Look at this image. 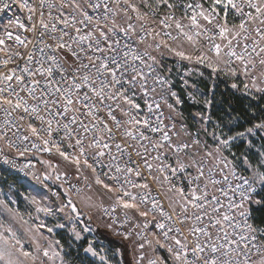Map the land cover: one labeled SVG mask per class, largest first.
<instances>
[{
  "label": "snow or ice",
  "instance_id": "obj_1",
  "mask_svg": "<svg viewBox=\"0 0 264 264\" xmlns=\"http://www.w3.org/2000/svg\"><path fill=\"white\" fill-rule=\"evenodd\" d=\"M9 11L0 16L5 164L15 166L12 150L51 154L69 166L57 179L74 169L83 180L70 186L81 202L102 188L111 211L122 209L123 220L104 209L106 227L130 242L132 264H264V219L252 209L264 207V196L253 199L264 190V143L253 152L264 118L232 133L231 121L228 132L219 123L209 131L200 114L190 131L171 78L186 64L185 87L203 68L232 89L264 94V0H0V12ZM237 143L245 144L239 156ZM0 206V264H65L44 223L25 227ZM66 207L81 215L72 199L59 211Z\"/></svg>",
  "mask_w": 264,
  "mask_h": 264
},
{
  "label": "rangeland",
  "instance_id": "obj_2",
  "mask_svg": "<svg viewBox=\"0 0 264 264\" xmlns=\"http://www.w3.org/2000/svg\"><path fill=\"white\" fill-rule=\"evenodd\" d=\"M168 63L170 65L175 64L172 60H169ZM182 67L186 68L187 65H182L179 68L173 66L171 78L174 90L183 101L179 111L183 113L184 122L191 131V129L196 130L199 124L202 123L200 121V114L209 117V104H206L205 101H210V95H212L215 89V84L222 83L224 86L232 89V81L226 79L223 75L211 76L208 70L200 68V71L204 73L203 76L194 73L190 77H187V87L182 85L180 87L177 85L176 75L178 74V69ZM232 90L251 98L257 96L255 92L252 95H248L236 89ZM190 92L195 97V100L189 98L188 93ZM185 95L188 96L190 101L185 98ZM188 103L194 104L190 112H186L187 107L185 106ZM217 123L219 122L210 119L207 124L209 131ZM224 126L223 130L228 132L229 125ZM235 131L232 129V133ZM262 142L264 141H261L258 136L254 138L255 147L253 148V152L259 148ZM32 157L35 160V169L41 175L40 180L18 178L0 165V200L6 202L9 208L28 221V225L25 227L44 223L45 228L42 231L47 239L49 241L58 240L60 242V246H62L61 255L65 264H132L133 253L129 247L130 242L125 241L123 238L115 235L113 231L107 229L106 225L111 222L101 214V206L111 202L104 194V190L99 187L95 188L89 193L92 196V200L84 202H81L80 197L77 195H70L69 193L64 195L65 188L60 179H57V175L69 166L58 156L51 154H37ZM253 157V163H255V156ZM46 159H51L54 164L59 162V169L49 168L47 165L42 164L41 161ZM47 173L51 174V178L45 181L43 178ZM68 176H76L75 170L71 169ZM54 189L56 193L61 194L59 198L53 195ZM33 197L39 201L40 207L50 208L52 210L51 214L37 212V205L32 203ZM68 199H72L76 203L81 213L79 217L67 207L64 211H59L60 203L64 201L66 204ZM20 223V221L14 222V227L19 228ZM58 225L63 226L59 227ZM47 228H52L53 231L48 233ZM76 232L80 233V239L76 238ZM20 235L22 239L27 241L28 237L24 234L23 229H20ZM90 245L98 255L93 256L92 253L85 251ZM100 256H105L107 258L106 261H101Z\"/></svg>",
  "mask_w": 264,
  "mask_h": 264
},
{
  "label": "trees",
  "instance_id": "obj_3",
  "mask_svg": "<svg viewBox=\"0 0 264 264\" xmlns=\"http://www.w3.org/2000/svg\"><path fill=\"white\" fill-rule=\"evenodd\" d=\"M215 85V89L210 95L208 109L210 119L218 121L221 125H229V121H231L233 130L242 131L251 123L264 118V94L257 93V96L254 95L255 97L251 98L224 86L222 83ZM185 107H187L186 112H190L194 104L188 103ZM233 150L237 155H240L245 151V144H235ZM252 159L254 161V157ZM258 192L259 195L254 196V200L264 196V190L258 189ZM252 209L257 222L264 219V207L253 204Z\"/></svg>",
  "mask_w": 264,
  "mask_h": 264
},
{
  "label": "built area",
  "instance_id": "obj_4",
  "mask_svg": "<svg viewBox=\"0 0 264 264\" xmlns=\"http://www.w3.org/2000/svg\"><path fill=\"white\" fill-rule=\"evenodd\" d=\"M11 14H12L11 11H9L7 13L0 12V16L11 15ZM184 71H185L184 67L178 69V74L176 75V82H177V85H179V86L180 85L184 86V84L180 78L181 75H183ZM185 98L190 101V99L188 98L187 95H185ZM179 109H180V105L178 106V110ZM191 131H195V130L191 129ZM5 151L7 152V150H5ZM33 155H37V154L26 153L24 156H19L15 152V150H12L11 152L8 153V158L10 160L14 161L15 166H13V164H5L3 155H0V165H2L5 168V170H7L9 173L13 174L14 176H17L18 178L36 180L33 178V175H31V174L34 173L36 175H39L40 177H41V175L35 169V160L32 157ZM43 155H50V154H43ZM25 165H28V167L24 168ZM21 168H23V171H21ZM60 181L63 184L65 190L69 189V191L67 193H69L70 195H76L75 190L71 189V187H70L72 184H76V187H78V188H83L82 180L77 182L76 176H73V177L67 176L66 178L63 177L60 179ZM53 192H56L55 189L53 190ZM61 203L65 204L64 201H62ZM111 203L112 202L104 204L101 206V214L111 222L110 216L106 215L104 212V209L108 208L109 211L111 212V216L117 217L118 220H123L124 217L122 214V209H116L114 212H112L111 211ZM136 222L137 221L134 220L131 223L124 225L122 228H120V231H127L129 228L132 227V224L136 223ZM118 237L123 238L122 236H118ZM133 239H135V233H133Z\"/></svg>",
  "mask_w": 264,
  "mask_h": 264
}]
</instances>
